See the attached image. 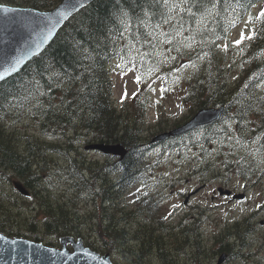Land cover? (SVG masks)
Returning a JSON list of instances; mask_svg holds the SVG:
<instances>
[{"label":"trees","instance_id":"1","mask_svg":"<svg viewBox=\"0 0 264 264\" xmlns=\"http://www.w3.org/2000/svg\"><path fill=\"white\" fill-rule=\"evenodd\" d=\"M60 1L0 0L14 6L41 10H48ZM259 1L263 0H196L199 8H193L195 17H190L187 12L179 13L183 21L182 28L174 27L178 23L176 19L170 24L163 22L162 14L166 15L168 12L163 7L164 0H93L69 18L38 55L31 58L18 72L0 82V180L17 179L29 192L27 197L20 195L21 200H25L27 204V199L35 202L29 207L32 212L28 217L21 212L16 202L18 198L13 201L9 194L0 192V212H4L0 213V221H3V224L0 222V231L9 236H23L52 246H59L61 236L85 238L87 221L77 203L54 193L50 195L45 186L47 175H44L43 168L47 165L49 156L52 153L65 156L69 164L67 179L71 181V187L79 192V196L85 197L84 193H88L94 202L102 201L104 205L112 207L115 195L123 193L130 183L131 174L136 172L133 167L135 161L154 146L150 140L144 139L140 126V114L147 105L143 94L145 88L138 91L132 104L135 118L124 116L125 112H119L112 103V83L108 71L111 60L121 59L130 63L138 76L149 73L155 62L156 36L166 24L168 27L162 34L174 39V32L192 31L201 49L209 52L216 42L227 37L231 29ZM169 2L179 4L180 0ZM176 11L179 12V8ZM249 37L247 66L234 84L228 86L224 79L218 78L216 69L211 68H200L188 84L186 95L189 99L193 98L196 105L193 113L196 109L209 105H224L225 111L221 118L159 142L162 149H182L186 144L197 141L206 143L210 139L220 140L221 136L228 133L232 122L241 129L249 125L252 114H261L264 105L257 86L264 81V17L254 20L253 33ZM22 111L37 120L44 135L67 134V138L72 136H68L69 130H76L79 125L81 131H87L93 141L121 142L127 148V154L118 162L121 172L118 180L106 182L104 172L114 168L116 163L82 167V162L71 155L73 144L64 148L61 143L44 142L28 133L15 135L5 124ZM226 119L228 123L222 121ZM21 138L24 140L22 145L19 141ZM248 163L238 155L235 161L226 162L227 165L236 167V173L242 176H248L252 172ZM87 169L90 170L89 176ZM12 190L16 192L14 188ZM5 197L7 198L4 199ZM104 212V208L101 213L93 212L94 216L90 221L94 225L90 224L91 233L88 234L94 236L96 232L99 233L100 241L93 242L89 238L83 241L100 253L111 254L116 249L115 241L128 242L129 238L125 228L112 225L113 216ZM39 213L43 214L42 219L37 218ZM5 220L10 224L4 223ZM240 226L234 223L228 230L231 237L234 236L231 246L239 242L240 245H245L249 228L242 230ZM244 226L248 224L245 223ZM88 227L87 225V229ZM154 227L144 226L142 233L136 238L140 241L139 251L146 255L156 253L158 259L163 261L162 264H180L176 257L184 252L185 247L178 246L182 240L174 233L167 237L169 240L164 239L160 231L163 228L156 231L157 228ZM187 234L188 232L183 233V237H188ZM223 236L225 233L220 237L222 239H219L220 246L217 249L220 253L226 247ZM196 237L194 244L197 245ZM185 242L187 239L183 240V244ZM162 247H165L164 250ZM231 251L232 256L240 255ZM192 260L197 259L193 257Z\"/></svg>","mask_w":264,"mask_h":264},{"label":"rangeland","instance_id":"2","mask_svg":"<svg viewBox=\"0 0 264 264\" xmlns=\"http://www.w3.org/2000/svg\"><path fill=\"white\" fill-rule=\"evenodd\" d=\"M262 12L264 0L257 2L227 37L216 42L209 52L201 49L192 31L174 32V39L162 34L168 27L166 24L156 36L155 62L149 73L138 76L130 63L121 59L111 60L108 71L112 83V103L119 112H125L124 116L135 118L132 104L138 91L145 88L143 94L147 105L140 114V126L147 141L157 133L184 122L196 108L193 98L189 99L186 94L188 84L200 68L216 69L218 78L224 79L228 86L241 77L247 66L246 49L249 36L253 33L254 20L264 17ZM257 88L264 105V81L259 82ZM250 118L249 125L241 129L233 122L229 124L228 133L220 140L197 141L186 144L182 149H162L157 145L144 152L135 161L133 167L136 172L131 174L130 183L123 193L115 195L112 207L102 201L94 202L88 193H84L85 197L79 196L67 179L69 164L60 153H52L43 168L44 175H47L45 186L50 195L54 193L77 203L89 226L88 229L85 226V238L100 241L96 231L94 236L88 234L91 233L93 212L101 213L102 208L105 214L113 216L112 225L125 228L129 241H115L116 249L111 253V257L121 264H162L155 254L146 255L139 251L140 241L136 238L144 226H155L156 231L163 228L160 231L164 239L174 233L182 240L178 246L185 247L183 251L186 252L177 255L180 264H216L220 254L217 252L219 239L225 233V236L229 235L230 242L234 241V236L231 237L228 231L234 223L240 224L242 230L249 228L246 244L233 243L231 250L240 255L226 256L222 264H264V110L261 114H252ZM222 121L229 122L227 119ZM5 125L17 136L28 133L44 142L61 143L64 148L73 144L71 155L82 162V167L116 163L114 168L104 170L106 182L117 181L121 174L118 157L89 148L96 141L91 140L87 131H81L79 125L76 130H69L68 136L74 134L70 139L64 135L42 134L37 120L24 111L12 116ZM75 132H83L84 135L79 136ZM19 141L22 145L24 140L21 138ZM237 155L242 161L249 162L252 172L248 176L236 173V167L226 164L235 161ZM86 172L89 176L90 170ZM14 181L17 179L0 180V192L9 194L13 201L18 198L16 202L21 212L29 217L32 212L29 207L35 202L27 199V204L21 200L20 193L12 190ZM218 188L223 192L229 189L231 193L221 194ZM188 194L192 195L185 203ZM237 194H243V197L234 198ZM37 218L42 219L43 214L39 213ZM182 221L185 224L179 228ZM245 223L248 226H244ZM186 232L188 237H183ZM194 237L198 238V246L194 244ZM193 257L197 260H192Z\"/></svg>","mask_w":264,"mask_h":264},{"label":"water","instance_id":"3","mask_svg":"<svg viewBox=\"0 0 264 264\" xmlns=\"http://www.w3.org/2000/svg\"><path fill=\"white\" fill-rule=\"evenodd\" d=\"M91 1L93 0H61L48 10L0 2V51L7 52L8 63L14 65L9 67L8 63H0V82L18 72L31 58L38 55L64 23ZM224 111V105L199 108L181 124L154 135L151 142L162 141L211 124L220 119ZM88 147L103 154L118 156L120 159L127 153L120 142H96ZM13 185L20 194L28 196V190L20 182L15 181ZM218 190L221 194L231 193L229 189L224 192L221 188ZM233 197L242 198L243 194ZM226 256V253L222 252L216 264H222ZM0 264L118 263L112 260L109 252L100 253L85 245L81 237L61 236L59 246H52L23 236H9L0 231Z\"/></svg>","mask_w":264,"mask_h":264},{"label":"snow or ice","instance_id":"4","mask_svg":"<svg viewBox=\"0 0 264 264\" xmlns=\"http://www.w3.org/2000/svg\"><path fill=\"white\" fill-rule=\"evenodd\" d=\"M163 7L168 9V12L166 15L162 14L163 22L170 24V22L173 19H176L178 21V23L174 27L182 28L183 27V21L180 18L179 13L180 12H187L190 15V17H195L196 12L193 11V8L196 7L198 10L199 5H198V3H196V0H180L179 4H177L175 2L170 3L169 0H164ZM177 8H179V12L176 11ZM261 15L264 16V12H262ZM37 23H39V22L37 21ZM241 36L243 38V34H241ZM249 38H251V37H249ZM239 42L240 41H236V43H239ZM18 62L19 61L17 60L16 63H18ZM0 63H8V53L7 52L0 51ZM8 66L14 67V65L11 63H8ZM0 78H2V77H0Z\"/></svg>","mask_w":264,"mask_h":264},{"label":"bare ground","instance_id":"5","mask_svg":"<svg viewBox=\"0 0 264 264\" xmlns=\"http://www.w3.org/2000/svg\"><path fill=\"white\" fill-rule=\"evenodd\" d=\"M197 13H198V12H197ZM6 116H7V115H6ZM43 128H44V127H43ZM51 131L53 132V130H51ZM67 131H68V130H67ZM79 131H80V130H79ZM54 132H55V131H54ZM59 132H60V131H59ZM82 133H83V132H82ZM54 134H55V133H54ZM75 134H77V133H75ZM60 135H62V134H60ZM66 135H67V134H66ZM66 135H65L64 137H66ZM73 135H74V134H73ZM73 135H72V136H73ZM78 135H79V134H78ZM80 135H81V134H80ZM72 136H71V137H72ZM67 138H69V137H67ZM69 139H70V138H69ZM29 145H30V144H29ZM27 146H28V144H27ZM25 148H26V147H25ZM23 149H24V148H23ZM37 149H38V148H37ZM35 154H37V153H35ZM35 156H36V155H35ZM37 157H38V156H37ZM33 159H36V158L33 157ZM38 160H39V159H38ZM38 160H37V161H38ZM37 161H36V163H37ZM36 163H35V165H36ZM38 163H40V162H38ZM130 164H132V162H131ZM35 165H34V166H35ZM116 165H117V164H116ZM116 165H115V166H116ZM106 167H107V165H106ZM32 169H33V168H32ZM35 170H37V169H35ZM92 170H93V169H92ZM129 176H130V175H129ZM92 177H93V176H92ZM87 178H88V177H87ZM92 179H93V178H92ZM89 180H90V179H89ZM37 181H38V180H37ZM85 185H86V184H85ZM108 187H109V186H108ZM38 189H39V188H38ZM106 189H107V188H106ZM36 191H37V190H36ZM109 193H110V192H109ZM111 193H112V192H111ZM110 196H112V195H110ZM110 196H109V197H110ZM112 197H113V196H112ZM0 213H1V212H0ZM2 213H4V212H2ZM2 213H1V214H2ZM8 213H9V212H8ZM13 213H14V211H13ZM9 214H10V213H9ZM16 215H17V214H16ZM2 217H3V215H2ZM4 217H5V216H4ZM53 217H54V216H53ZM5 219H6V218H5ZM0 222L2 223L3 221H0ZM81 222H83V220H81ZM106 222H107V221H106ZM4 223H8V224H10V223L8 222V220H7V222H6V220H5ZM11 223H12V222H11ZM18 223H19V222H18ZM2 224H3V223H2ZM12 224H13V223H12ZM4 225H5V224H4ZM6 225H7V224H6ZM7 227H8V225H7ZM42 227H43V226H42ZM79 227H80V226H79ZM103 227H104V226H103ZM113 228H114V227H113ZM11 229H12V228H11ZM44 229H45V228H44ZM105 230H106V228H105ZM44 231H45V230H44ZM118 231H119V230H118ZM47 232H48V231H47ZM113 236H114V235H113ZM115 236H116V235H115ZM242 237H243V236H242ZM125 239H126V238H125ZM150 240H151V239H150ZM151 241H152V240H151ZM149 242H150V241H149ZM152 242H153V241H152ZM147 243H148V242H147ZM158 243H159V242H158ZM161 243H162V242H161ZM154 244H155V243H154ZM105 245H106V244H105ZM105 245H104V246H105ZM157 245H158V244H157ZM157 245H156V246H153V248H154V247L156 248ZM108 246H109V245H108ZM144 246H145V245H144ZM146 246H147V245H146ZM163 246H164V245H163ZM160 247H161V246H160ZM107 248H108V247H107ZM151 248H152V247H151ZM153 248H152V249H153ZM158 248H159V247H158ZM158 248H157V249H158ZM162 248H163V247H162ZM164 248H165V247H164ZM164 248H163V250H164ZM157 249H156V250H157ZM229 249H230V248H229ZM229 249H228V250H229ZM156 250H155V251H156ZM165 251H166V249H165ZM170 251H171V250H170ZM229 251H230V250H229ZM166 252H167V251H166ZM155 254H156V253H155ZM157 254H158V253H157ZM169 255H170V253H169ZM229 255H230V254H229ZM157 256H158V255H157ZM171 257H172V256H171ZM174 257H175V256H174ZM161 262H163V261L161 260Z\"/></svg>","mask_w":264,"mask_h":264},{"label":"flooded vegetation","instance_id":"6","mask_svg":"<svg viewBox=\"0 0 264 264\" xmlns=\"http://www.w3.org/2000/svg\"><path fill=\"white\" fill-rule=\"evenodd\" d=\"M135 173V172H134ZM226 190V189H225ZM223 194H226V193H223ZM192 194H188L187 196H186V198H185V203L187 202V200L189 199V197L191 196ZM185 224V221H182V222H180L179 223V227L180 226H183ZM226 237V241H225V249L223 250V252H225L226 253V255H227V258H231V257H234V255L232 256V254H231V242H230V237H229V235H226L225 236ZM246 238H247V234H246ZM245 244H246V241H245ZM230 248V249H229ZM231 251H229V250ZM230 254V255H229Z\"/></svg>","mask_w":264,"mask_h":264}]
</instances>
